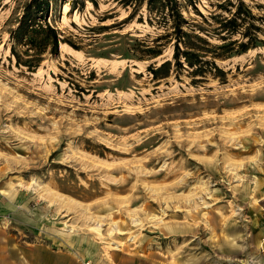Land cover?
I'll return each mask as SVG.
<instances>
[{"label":"rangeland","instance_id":"374dc122","mask_svg":"<svg viewBox=\"0 0 264 264\" xmlns=\"http://www.w3.org/2000/svg\"><path fill=\"white\" fill-rule=\"evenodd\" d=\"M28 1L0 0L7 264L21 251L33 264L264 262V0H245L263 42L204 78L155 41L164 28L146 0H56L55 24L78 48L18 66L10 32ZM178 1L198 22L219 2Z\"/></svg>","mask_w":264,"mask_h":264},{"label":"trees","instance_id":"16d2710c","mask_svg":"<svg viewBox=\"0 0 264 264\" xmlns=\"http://www.w3.org/2000/svg\"><path fill=\"white\" fill-rule=\"evenodd\" d=\"M70 1L75 3V0ZM146 1L148 10L159 15L156 20L164 28L155 41L170 39L174 45L173 58L177 69L189 67L195 76L204 78L208 73L215 76L223 72L217 59L240 54L263 42L257 33L261 29L257 25L260 17L252 12L245 0H219L209 15L199 12L201 22L187 18L178 0ZM56 10V0H29L24 5L16 19V26L10 32L12 52L18 66L24 65L31 71L38 69L47 54H59L61 42L78 48L62 37V32L55 24ZM236 34L241 37L234 38ZM213 37L221 43H212L210 38ZM19 46L24 48L23 55L17 51ZM150 51L153 56L161 54V49L156 47H150ZM166 63L160 67L152 66L154 77H159V70Z\"/></svg>","mask_w":264,"mask_h":264},{"label":"crops","instance_id":"0c3cea01","mask_svg":"<svg viewBox=\"0 0 264 264\" xmlns=\"http://www.w3.org/2000/svg\"><path fill=\"white\" fill-rule=\"evenodd\" d=\"M240 235V234H238ZM241 236V235H240ZM239 236V238H240ZM6 251V248L5 247H0V264H7V258H6V255H4V252ZM12 254H15L14 252H11ZM105 255V254H104ZM21 256L24 258V263L23 264H33L31 261L30 258H32L31 254L30 253H26V252H22L21 251ZM261 259L264 261V257H261ZM43 259H41V257L39 256H36L35 257V261L37 263H42L44 264V262L42 261ZM256 264H264V262H257Z\"/></svg>","mask_w":264,"mask_h":264},{"label":"bare ground","instance_id":"6f19581e","mask_svg":"<svg viewBox=\"0 0 264 264\" xmlns=\"http://www.w3.org/2000/svg\"><path fill=\"white\" fill-rule=\"evenodd\" d=\"M62 46L64 47V46H66V45H63V44H62L61 47H62ZM66 226H67V225H66ZM94 230H95V232H96L97 234H99L100 236H102V234H101V230L99 229V227H96ZM113 233H114V231H113ZM110 235H111V234H110ZM112 235H113V234H112Z\"/></svg>","mask_w":264,"mask_h":264}]
</instances>
